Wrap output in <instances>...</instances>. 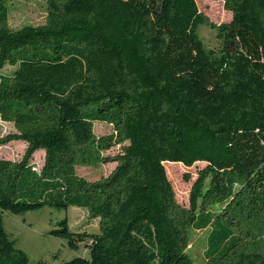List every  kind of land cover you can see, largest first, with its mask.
<instances>
[{
  "label": "trees",
  "instance_id": "16d2710c",
  "mask_svg": "<svg viewBox=\"0 0 264 264\" xmlns=\"http://www.w3.org/2000/svg\"><path fill=\"white\" fill-rule=\"evenodd\" d=\"M9 1L0 0V146L27 147L0 159V264L30 263L4 212L46 206L99 219L96 233L67 218L48 231L89 250L60 264H198V230L208 231L205 264H264V0H223L232 19L221 23L196 0H45V22L18 29ZM98 121L113 133L98 136ZM110 162L97 180L76 170ZM199 162L186 206L169 168Z\"/></svg>",
  "mask_w": 264,
  "mask_h": 264
},
{
  "label": "rangeland",
  "instance_id": "374dc122",
  "mask_svg": "<svg viewBox=\"0 0 264 264\" xmlns=\"http://www.w3.org/2000/svg\"><path fill=\"white\" fill-rule=\"evenodd\" d=\"M199 10L207 14L217 23L230 21L232 13L224 8L223 0H196ZM10 25L21 28L26 25H41L46 20L47 7L45 0H10L9 1ZM198 34L206 44L213 50L219 49V41L216 31L211 27L201 24L198 27ZM15 67L6 65L3 72L10 73ZM7 131L15 130L13 123H5ZM95 133L98 136L113 133L112 124L95 122ZM27 144L24 140H15L6 145L0 146V159L18 160L25 153ZM38 150L33 163L38 167L43 163V152ZM121 151V145H116L105 151V155H114ZM206 162L195 163L191 167L171 164L168 177L171 180L178 201L188 206L190 189L198 176V171L206 166ZM115 162L101 163L97 166H77V173L88 180H97L108 175L115 167ZM190 180L186 181V175ZM67 218L69 225L74 231L98 232L99 219L89 217L87 209L78 206H70L68 209H57L46 206L44 208L29 211L25 214H14L4 212V224L10 236L16 240L17 246L23 249L30 257L29 264H36L44 261L46 264H60L77 256L89 258L90 253L85 243L79 244V249H71L66 239L50 235L48 231L56 226L61 219ZM207 230H198L193 233V240L190 245V253L198 264H205L204 251L206 248Z\"/></svg>",
  "mask_w": 264,
  "mask_h": 264
},
{
  "label": "crops",
  "instance_id": "0c3cea01",
  "mask_svg": "<svg viewBox=\"0 0 264 264\" xmlns=\"http://www.w3.org/2000/svg\"><path fill=\"white\" fill-rule=\"evenodd\" d=\"M27 144V143H26ZM40 152H43V156L45 155V151L44 150H42V151H40ZM43 161H44V157H43Z\"/></svg>",
  "mask_w": 264,
  "mask_h": 264
}]
</instances>
